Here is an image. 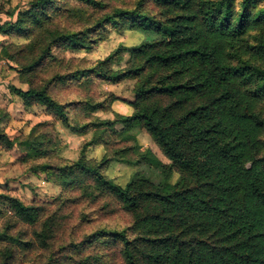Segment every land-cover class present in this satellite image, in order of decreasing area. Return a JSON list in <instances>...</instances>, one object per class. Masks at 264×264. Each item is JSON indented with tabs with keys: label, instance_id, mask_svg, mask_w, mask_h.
<instances>
[{
	"label": "trees",
	"instance_id": "1",
	"mask_svg": "<svg viewBox=\"0 0 264 264\" xmlns=\"http://www.w3.org/2000/svg\"><path fill=\"white\" fill-rule=\"evenodd\" d=\"M106 7L32 0L0 26L27 40L0 51L27 85L11 93L52 118L14 139L0 132V146L18 148L26 171L60 189L43 204L0 195V264H264V0H135L99 18L87 12ZM62 18L79 29L60 28ZM123 30L146 40L86 67L64 59ZM125 81L131 114L97 119L114 99L94 100L90 88ZM61 88L88 91L69 101ZM56 124L91 133L77 160L59 157ZM136 128L168 164L140 151ZM93 145L105 150L99 162L86 157ZM110 161L134 168L124 185L106 176ZM92 207L127 223L78 234L96 219Z\"/></svg>",
	"mask_w": 264,
	"mask_h": 264
},
{
	"label": "rangeland",
	"instance_id": "2",
	"mask_svg": "<svg viewBox=\"0 0 264 264\" xmlns=\"http://www.w3.org/2000/svg\"><path fill=\"white\" fill-rule=\"evenodd\" d=\"M32 0H0V26L6 22L14 23L17 14L28 8ZM106 4V10L103 12H93L88 10V14L99 18L103 13L110 12L114 8H132L135 0H96ZM13 13V17L9 14ZM58 25L65 30H78L80 23L69 18L59 19ZM146 40L145 35L130 30L121 32H110L104 42L98 43L91 52H69L64 56L65 60L70 61L72 67H86L98 60H103L118 48H133ZM26 39L19 36H5L0 32V51L6 45H23ZM62 57V56H61ZM119 64H112L114 70H119L125 66L128 61V54L123 53ZM19 68L15 62L3 59L0 54V132L8 139H14L26 135L29 130L36 124L51 121L50 116L45 115L40 107L25 108L21 100L11 93V88L26 90L27 85L20 82ZM51 72H53L51 70ZM133 82L125 81L117 85H107L98 83L88 91L78 90L77 88H61L56 91L57 96L62 100H74L89 94L94 100L105 99L111 96L114 100L111 103L110 110L106 112H98L95 117L100 121H113L115 114L128 116L132 109L129 102L133 100L132 89ZM58 134V142L60 151L59 157L64 160L75 161L79 157L82 146L89 142L91 133L77 135L71 133L70 130L55 125ZM140 151L150 150L151 153L162 163L168 164V161L161 155L158 148L152 143L149 136L140 129L133 130ZM105 155L104 148L100 146H91L86 153L89 160L99 162ZM21 153L18 148L5 150L0 146V195H9L21 200L25 205L35 202L43 204L53 201L59 194L60 189L55 185L46 181L42 174H32L26 171L22 165ZM134 168L127 164L110 161L106 170V176L113 179L117 184L124 185L132 175ZM86 205V204H85ZM94 211V219L88 226L78 231V234L89 233L93 229L101 226H114L115 224L125 225L127 219L121 213L111 216H101L97 211V207L90 209ZM102 214V212H101ZM99 215V217H98ZM3 220L0 218V226Z\"/></svg>",
	"mask_w": 264,
	"mask_h": 264
}]
</instances>
